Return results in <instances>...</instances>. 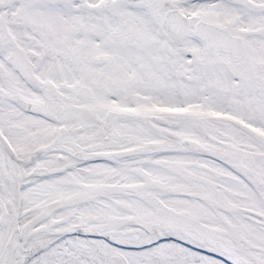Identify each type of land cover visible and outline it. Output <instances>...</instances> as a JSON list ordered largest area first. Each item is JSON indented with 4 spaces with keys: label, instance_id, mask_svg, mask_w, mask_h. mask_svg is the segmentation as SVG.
Segmentation results:
<instances>
[{
    "label": "snow or ice",
    "instance_id": "1",
    "mask_svg": "<svg viewBox=\"0 0 264 264\" xmlns=\"http://www.w3.org/2000/svg\"><path fill=\"white\" fill-rule=\"evenodd\" d=\"M0 264H264V0H0Z\"/></svg>",
    "mask_w": 264,
    "mask_h": 264
}]
</instances>
